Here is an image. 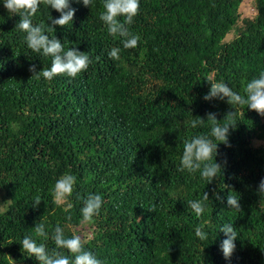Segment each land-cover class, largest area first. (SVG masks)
Here are the masks:
<instances>
[{"label":"trees","instance_id":"1","mask_svg":"<svg viewBox=\"0 0 264 264\" xmlns=\"http://www.w3.org/2000/svg\"><path fill=\"white\" fill-rule=\"evenodd\" d=\"M243 1L139 0L128 28L140 39L124 49L122 38L110 36L99 19L104 0L87 7L69 0L72 22L46 34L65 51L85 52L91 63L76 78L49 81L32 77L29 68H48L52 57L27 47L26 33L15 28L20 16L0 0V264H39L20 242L29 236L51 252L57 226L66 238L82 236L85 250L102 264H264L258 192L264 117L246 105L203 98L208 80L243 96L247 82L264 71V0H254L255 13L245 17ZM50 16L60 13L41 4L32 23L47 29ZM114 47L118 60L108 57ZM230 111V146L219 143L215 156L222 173L208 183L199 170L181 171L184 142L214 139L207 114L224 124ZM200 118L204 123L192 128ZM65 174L76 178L67 211V203L57 206L52 196ZM205 192L209 200L197 217L188 202L203 200ZM90 194L103 204L91 222H82ZM37 195L41 202L33 207ZM228 195L240 210L228 207ZM39 223L47 240L34 231ZM225 224L238 234L229 259L220 248ZM201 225L203 241L195 235Z\"/></svg>","mask_w":264,"mask_h":264},{"label":"clouds","instance_id":"2","mask_svg":"<svg viewBox=\"0 0 264 264\" xmlns=\"http://www.w3.org/2000/svg\"><path fill=\"white\" fill-rule=\"evenodd\" d=\"M77 3L81 0H76ZM85 7L91 5V0H82ZM41 4L51 7L58 13L59 18L50 16L51 24L45 29L43 24L33 25L32 17L38 11ZM4 8L11 15H19L20 20L15 28L26 33L27 47L33 52L41 53L43 56L52 57L50 67L44 68L41 71H36V66L32 65L29 71L33 73L32 77L45 80H52L59 75H65L69 78H76L80 73L87 70L91 63L89 56L85 52L78 51L75 47L64 49L63 43L56 37H51L47 32L55 31V26L63 28L72 22L75 9L70 7L69 0H3ZM139 0H104L103 9L99 19L107 28V32L112 37H120L124 49L135 48L138 45L139 37L132 35L129 32L128 26L133 23L134 17L139 12ZM122 18V19H121ZM119 48H112L108 52V57L113 60L119 59ZM211 83L209 92L203 97L206 101L213 99L225 100L231 106L246 105L247 108L257 112L258 115L264 117V71L259 73V76L247 82L245 86V95H240L234 92L227 84L223 82ZM235 116L234 111L228 112L224 120L227 121L221 124L217 120L215 113H208L207 120L211 122V136L214 139H209L203 135L194 136L191 140L184 142L182 157L180 160V170H187L190 173L200 171L201 178L211 183L214 178L222 173V165L217 163L215 156L219 143L228 144V136L230 128L235 126L232 124V119ZM204 119L199 121L192 120L190 126L196 128L198 123L203 124ZM216 141V142H214ZM214 161V162H213ZM76 178L73 175L65 174L58 178L53 190V202L57 206L67 203L68 198L72 195L73 186ZM258 192L261 198L264 199V179L258 186ZM219 198V197H218ZM209 200L208 194L205 192L203 200L189 201L188 206L200 217L205 211L204 201ZM41 202L40 196H36L33 201V207H37ZM103 204L102 197L96 194H90L83 202L81 208L82 222H91L92 218L99 213ZM227 205L229 208L240 210L238 199L233 195H228ZM72 205L67 203V208ZM70 219V217H69ZM204 225L195 229V235L201 240L207 239V234L203 231ZM37 236L47 240L48 234L43 223H39L34 227ZM227 237L220 245L221 251L225 259H229L234 250V241L238 238V234L232 224H225L220 229ZM54 241L55 249L49 252L45 244H37L31 237L25 236L22 241V251L29 254L30 257H35L39 264H102V262L91 252L85 250V239L73 234L71 238H66L64 230L57 226L51 236ZM66 250L68 253L65 254Z\"/></svg>","mask_w":264,"mask_h":264},{"label":"rangeland","instance_id":"3","mask_svg":"<svg viewBox=\"0 0 264 264\" xmlns=\"http://www.w3.org/2000/svg\"><path fill=\"white\" fill-rule=\"evenodd\" d=\"M255 5H254V0H244L242 5H241V12L244 15V17L246 15H250L252 16L255 13V9H254ZM234 37V34L231 33L226 37V40H230L231 38ZM258 143V142H257ZM86 228V229H85ZM87 230V226H81L79 227V231H81V233L83 234V232ZM86 232V231H85ZM90 235V233H89Z\"/></svg>","mask_w":264,"mask_h":264}]
</instances>
